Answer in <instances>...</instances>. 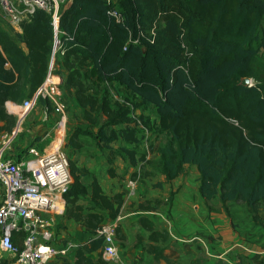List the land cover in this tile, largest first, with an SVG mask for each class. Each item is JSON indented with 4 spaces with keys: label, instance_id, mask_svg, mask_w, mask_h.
Here are the masks:
<instances>
[{
    "label": "trees",
    "instance_id": "obj_1",
    "mask_svg": "<svg viewBox=\"0 0 264 264\" xmlns=\"http://www.w3.org/2000/svg\"><path fill=\"white\" fill-rule=\"evenodd\" d=\"M263 20L264 0H70L59 8L68 67L61 86L83 104L86 90L116 84L138 104L153 107L167 135L158 147V169L166 179L184 164L195 165L201 197L218 199L234 230L246 220L264 223ZM9 27L0 22V123L9 117L7 101L31 98L44 80L54 38L51 16L41 8L20 31ZM243 77L252 85H242ZM36 104L50 105L40 97ZM126 104L113 120H129L132 102ZM134 133L126 131L125 141ZM79 179L65 194L74 206L66 215L76 219L82 214L75 203L86 194ZM100 195L95 203L115 217ZM239 203L240 217L233 213ZM85 216L92 230L84 250L90 252L102 248L103 239L89 222L96 212ZM99 262L106 263L101 256Z\"/></svg>",
    "mask_w": 264,
    "mask_h": 264
},
{
    "label": "crops",
    "instance_id": "obj_2",
    "mask_svg": "<svg viewBox=\"0 0 264 264\" xmlns=\"http://www.w3.org/2000/svg\"><path fill=\"white\" fill-rule=\"evenodd\" d=\"M112 2L116 3L118 0ZM69 4L70 0H67L64 7ZM51 69L55 73L60 70L59 75L63 82L68 72L63 55L57 53L53 56ZM62 86V97L64 95L70 103L69 114L65 109L64 123L68 118V123L72 124L70 113L73 112V108L79 109V104L75 97L67 95ZM64 101L62 100L63 103ZM49 106L52 110L46 112L47 106L35 104L33 111L21 117L23 110L21 103L12 101L5 103V107L13 114L16 122L23 124L26 122L23 136L25 141L30 142L29 147L43 145V141L59 122L58 112L51 104ZM39 108L43 110L42 113L39 112ZM36 121L43 123L37 124ZM19 125L16 123L11 131L16 130L7 152V155L14 159H19L15 156L17 152H11L20 131ZM56 132H59V129ZM59 140L55 133L52 141L41 146L39 150L47 152L61 144ZM143 145L140 151L146 160H141L137 164H132L128 158H113V152L110 155L112 148L107 146L94 150L91 148L92 145L90 148L80 147L77 151L78 160L82 162V168L85 170L80 175L81 183L92 184L95 181L105 195L122 193V202L115 215L121 216L116 233V245L121 259L117 262L103 258L101 248L90 252L84 250L92 230L87 226L85 214L91 211L84 210L80 218L76 219L74 216L66 215V208L72 210L74 207L72 202H66L64 214L57 218L51 243L55 248H62L67 243L76 246L70 248L65 255L54 256L48 264H100V256L106 264H264V223L246 220L234 230L219 200H206L201 197L199 173L195 165L184 164V170L168 180L158 169V160L154 157L157 151H150L151 144L149 147L148 144ZM121 146L128 148L130 152L129 145ZM27 149L25 156L28 154ZM156 154L159 158V153ZM113 165L118 167L116 171L118 175L120 174V182L123 183V179H126L124 185L118 182V176L110 174L109 168ZM130 177L135 180L136 185L133 195L129 194ZM3 194L4 190L0 186V200ZM79 201L77 200L75 204L82 203ZM214 202L217 204H212ZM100 212L107 218L111 217L105 207L100 208ZM259 215L264 218V210L261 208ZM195 236L199 237L201 242L189 240ZM83 256L90 258L91 262L80 261Z\"/></svg>",
    "mask_w": 264,
    "mask_h": 264
},
{
    "label": "built area",
    "instance_id": "obj_3",
    "mask_svg": "<svg viewBox=\"0 0 264 264\" xmlns=\"http://www.w3.org/2000/svg\"><path fill=\"white\" fill-rule=\"evenodd\" d=\"M110 2L112 0H104ZM65 0H0V10L8 25L20 30V24L28 20L41 8L51 16L54 31L52 53L47 74L31 98L25 99L21 117L26 116L36 104L38 97L47 100L58 112L59 125L65 120V105L62 102L61 76L51 69L55 54H64L58 29L59 8ZM110 13L121 20L116 9ZM249 85H252V81ZM132 110V105H130ZM132 115V112L130 113ZM16 130L0 134V186L4 190L0 200V264H48L57 255H65L75 247L67 243L62 248L52 245L54 228L58 216L65 212V194L72 181L70 161L67 152L54 146L47 152L34 147L27 149V156L14 159L7 155ZM146 132L143 141L147 142ZM129 194L135 193V180H129ZM121 216L117 215L97 226L95 233L103 239L101 255L109 260H118L116 245L117 225ZM19 239L21 243H16ZM200 240L197 236L189 239Z\"/></svg>",
    "mask_w": 264,
    "mask_h": 264
},
{
    "label": "rangeland",
    "instance_id": "obj_4",
    "mask_svg": "<svg viewBox=\"0 0 264 264\" xmlns=\"http://www.w3.org/2000/svg\"><path fill=\"white\" fill-rule=\"evenodd\" d=\"M67 0H65L66 2ZM0 22L4 29L10 30V27L5 20L1 10H0ZM262 26L264 27V20L262 23ZM259 58L264 61V48L260 50L258 54ZM53 71V70H52ZM55 72V71H53ZM62 89L63 86H62ZM67 95L70 97H75L77 104H79V109L77 110L73 108V112L70 113L71 116V123H68V118L65 124L60 126L57 124L52 129L50 135L46 137V139L43 141V145L36 144L34 145L36 149H41V146L46 145L47 143H50L52 141L54 134L56 133L57 136H59V144L68 154L69 161H70V171L72 176V181L69 185L71 187L74 185L75 178L80 177V175L83 173L84 169L82 168V162L78 160V149L80 147L84 148H90V146L93 145L94 150L101 149L103 146H107L112 148L110 151L113 152V158L116 159H124L128 158L132 164H137L141 160H144L143 153H141V149L143 148V144H148V147L151 144L152 150H156L158 152V147L163 144L167 140V135L164 131L161 130V128L157 125L156 120V112L155 109L151 106L146 107L142 104H138V100L135 99L133 96L128 97L127 94L124 92L123 89L119 88L116 84L113 85H104L103 87L99 88V90H86L84 93L85 97H89L84 99V103H80L78 98L75 96L74 90L67 91ZM128 98H132L129 100H126ZM66 98L62 97V100L64 101ZM66 99L64 101L66 105V112L69 114L70 111V103ZM126 102H132V115L129 114V120L127 118H124V121H115L113 118L116 114H118L119 109L121 106H126ZM103 104H105L103 106ZM127 107V106H126ZM5 110L9 117L2 121L0 125L2 126V130L0 131V134L2 133H9L11 132L14 127L19 125V121L16 122V120L13 119V114L8 112L7 108L5 107ZM52 108L50 106H47L46 112H51ZM33 111V110H32ZM39 112H43L41 108H39ZM69 116V115H68ZM140 117V118H139ZM37 124H42L41 121H36ZM65 122V120H64ZM148 124V126L145 125ZM26 122L23 124L22 122L19 125L20 131L17 134L11 152H17L15 155L18 158H22L26 155V149L30 146V142L24 140V132H25V125ZM63 126V127H62ZM18 128V127H17ZM59 129V132H56ZM132 129V134L135 131V135H132V140L130 142L125 141L124 139V133L126 131H130ZM146 132L149 135V138L147 142L143 141V136H145ZM143 143V144H142ZM26 145L24 148H21V146ZM121 145H129L131 147L130 152L129 149L126 147H123ZM33 146V145H32ZM33 146V147H34ZM115 146H118L117 148ZM114 148V149H113ZM122 148L124 150H122ZM156 152V153H157ZM155 153L154 157L159 160L157 157V154ZM125 155H127L125 157ZM108 157V156H107ZM143 158V159H141ZM114 160V159H113ZM146 160V159H145ZM117 166L110 167V174L114 176H118V182L121 181L119 178V175L116 170ZM184 170V169H183ZM125 178L123 179V183L121 185L125 184ZM128 180H134L132 177H130ZM96 183V182H95ZM85 189L86 194L81 195L78 200L79 202H82L80 204L81 206V213L84 212V210H90L92 212H96L97 217L89 218L90 225H94L95 228H97L98 225L101 223H105L109 221L110 219L114 218L113 216L107 218L104 216L103 213L100 212V208L98 204H96L95 200L96 197L101 194L100 196L104 197V202L106 205L109 204L110 207L109 210H116L118 213L119 208L122 202V193H111L110 195H105L100 190V185L98 183L95 185V190L93 183L92 184H83L81 183ZM126 193V191H125ZM128 193V191H127ZM124 194V193H123ZM70 197V195H69ZM100 201V200H99ZM98 201V202H99ZM212 204H217L216 202ZM260 207L262 210H264V201L261 202ZM111 208V209H110ZM242 207L237 205L233 209V213L236 214V216L240 217L241 213L240 210ZM110 215V213H109ZM100 217V218H99ZM87 220V219H86ZM245 223V222H244ZM57 225V224H56ZM193 241H200V240H193ZM201 242V241H200ZM117 244V243H116ZM119 252V249H118ZM119 259L120 255H119ZM116 260L117 262L119 261ZM109 260V259H108ZM115 261V260H111ZM102 264V263H100ZM106 264V263H105Z\"/></svg>",
    "mask_w": 264,
    "mask_h": 264
},
{
    "label": "water",
    "instance_id": "obj_5",
    "mask_svg": "<svg viewBox=\"0 0 264 264\" xmlns=\"http://www.w3.org/2000/svg\"><path fill=\"white\" fill-rule=\"evenodd\" d=\"M251 81H252V79L250 77H243L241 79V84L242 85H249Z\"/></svg>",
    "mask_w": 264,
    "mask_h": 264
}]
</instances>
